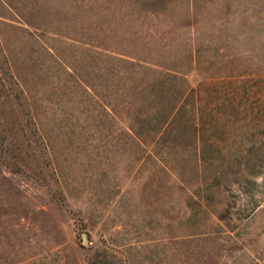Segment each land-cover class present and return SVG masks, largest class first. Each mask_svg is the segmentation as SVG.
<instances>
[{"label": "rangeland", "instance_id": "rangeland-1", "mask_svg": "<svg viewBox=\"0 0 264 264\" xmlns=\"http://www.w3.org/2000/svg\"><path fill=\"white\" fill-rule=\"evenodd\" d=\"M0 264H264V0H0Z\"/></svg>", "mask_w": 264, "mask_h": 264}]
</instances>
